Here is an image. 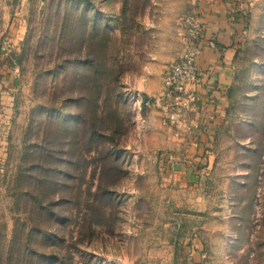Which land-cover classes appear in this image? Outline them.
I'll return each mask as SVG.
<instances>
[{"label": "rangeland", "instance_id": "1", "mask_svg": "<svg viewBox=\"0 0 264 264\" xmlns=\"http://www.w3.org/2000/svg\"><path fill=\"white\" fill-rule=\"evenodd\" d=\"M214 1L0 0V264H264V0H221L212 135L196 87L163 123Z\"/></svg>", "mask_w": 264, "mask_h": 264}, {"label": "crops", "instance_id": "2", "mask_svg": "<svg viewBox=\"0 0 264 264\" xmlns=\"http://www.w3.org/2000/svg\"><path fill=\"white\" fill-rule=\"evenodd\" d=\"M220 3L221 0H216L208 5L206 4L205 19L202 18L206 23L205 34L208 39L214 42V44L206 42L203 45L198 59L200 69L204 73L210 69V73L213 74L214 78V84L207 81L206 77H203L196 86V89L198 88L204 94L205 102V117L203 119L205 123L200 126L202 129V139L204 136H211L213 133L211 128H216L223 119L222 115L227 104L224 94L231 81L229 55L231 50L237 47L235 36L226 35L228 33L226 26H229L231 23L229 21H227L228 23L224 22L227 17L222 18L223 13L221 10L224 6H221ZM235 22L237 23L238 21L235 20ZM215 40L219 42L217 43Z\"/></svg>", "mask_w": 264, "mask_h": 264}, {"label": "built area", "instance_id": "3", "mask_svg": "<svg viewBox=\"0 0 264 264\" xmlns=\"http://www.w3.org/2000/svg\"><path fill=\"white\" fill-rule=\"evenodd\" d=\"M195 26L199 31L198 41L194 46L185 49L178 59L169 65L164 75L163 91L160 95V98L165 101L164 110L168 112L163 121L164 124L180 125L183 115L185 116L187 111L193 109L192 105L195 106L194 92L189 91L188 88L196 87L203 77L214 84L211 70L209 69L204 73L198 63L203 45L212 40L207 38L203 31L204 26L201 25L199 20ZM175 135H178V133Z\"/></svg>", "mask_w": 264, "mask_h": 264}, {"label": "trees", "instance_id": "4", "mask_svg": "<svg viewBox=\"0 0 264 264\" xmlns=\"http://www.w3.org/2000/svg\"><path fill=\"white\" fill-rule=\"evenodd\" d=\"M216 41V40H215ZM219 42V41H218ZM45 169H47L48 171H49V168L48 167H45ZM108 191H110L108 188H107V192ZM26 248V250H27V247H25ZM29 251V250H28ZM32 252V251H31ZM38 256L40 257L41 256V254L39 255L38 254ZM9 259H10V261L9 262H7L6 264H18V263H16L17 261L16 260H14L13 258H12V256H10L9 257ZM51 260L52 259H50V261H43L42 263H40V261H42L41 259H40V261H39V263L38 264H53V262H51ZM65 262V261H64ZM63 262V263H64ZM62 263V264H63Z\"/></svg>", "mask_w": 264, "mask_h": 264}]
</instances>
